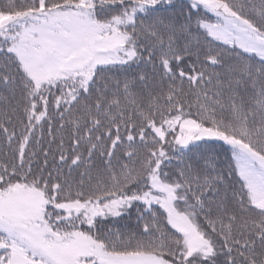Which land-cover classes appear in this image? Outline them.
<instances>
[{"label": "snow or ice", "instance_id": "obj_1", "mask_svg": "<svg viewBox=\"0 0 264 264\" xmlns=\"http://www.w3.org/2000/svg\"><path fill=\"white\" fill-rule=\"evenodd\" d=\"M0 264H264V0H0Z\"/></svg>", "mask_w": 264, "mask_h": 264}, {"label": "trees", "instance_id": "obj_2", "mask_svg": "<svg viewBox=\"0 0 264 264\" xmlns=\"http://www.w3.org/2000/svg\"><path fill=\"white\" fill-rule=\"evenodd\" d=\"M5 2H6V0H5ZM135 223H136V222H135V219H134V218H133V220L129 221V222H128V227H129V229L134 230V229H135ZM117 227H121V228H123V227H124V224H123V223L118 224Z\"/></svg>", "mask_w": 264, "mask_h": 264}]
</instances>
